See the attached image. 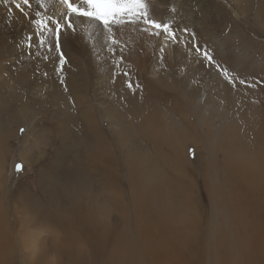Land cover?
I'll return each instance as SVG.
<instances>
[{
    "label": "bare ground",
    "instance_id": "obj_1",
    "mask_svg": "<svg viewBox=\"0 0 264 264\" xmlns=\"http://www.w3.org/2000/svg\"><path fill=\"white\" fill-rule=\"evenodd\" d=\"M47 1H50L51 17L59 19L61 24L65 25L60 34V46L66 63L63 66L60 64V53L55 47L54 25L50 22L49 28L53 30L49 32V62L37 63L39 70L46 75L40 79L39 75L27 70L22 74V79L31 92L39 88L46 91L49 89L52 106L59 104L53 112L61 116L65 112L72 116L71 104L75 107L81 106L85 102L83 97L93 92L91 100L88 98L92 104L89 111L81 113L85 116L84 119L81 117L80 122L85 123H81L80 132H76L82 151L74 148V143L67 145L66 129L61 128L58 121L60 130L57 137L61 146L58 152L63 154L67 146L71 149L72 156H69L75 159L74 164L79 165V170L83 173L81 175L90 177L92 184L94 183L93 187L98 194L101 193L102 200L96 205L93 204L95 208L81 205L83 216L80 218L79 204L78 207H71L73 210L60 201L55 206L53 197L49 190L43 187V183L38 188L39 196L44 195L42 202L30 193L19 196L17 200L12 196L11 199L15 202H9L10 215L15 220L21 234L18 236L21 238L17 244H12L15 240L10 241L12 234L6 228L8 217H5L7 214L3 207L2 211L0 210V264H53L50 259L52 253L59 259L55 264H204L210 258L206 253L209 247L218 249L219 261L222 264H228L231 259L236 264H264V132L256 131L255 139L252 134L253 138L251 137L249 143L250 147L257 148L259 160L254 157L253 161L248 152L244 156H237L238 151L235 153L234 149L238 148L239 142L236 141L240 140H235L236 146L226 144L223 149L221 167L225 177L229 179L228 184L231 180L234 184L227 199L223 203H215L214 207H218L220 214L231 218V227L225 222V218H222L219 229L212 231L207 220L209 215L204 218L197 215V206L191 198V181L186 178V174H181V171L187 169V147L198 148L192 134L193 129L198 128L203 134L204 131L211 133V124L214 121L226 120L230 116L227 106L232 96L228 85L223 81L225 78L218 74L216 78H221L218 83L212 69L214 63H209L204 58V49L210 55H219L222 60L226 57L224 40L218 37L215 46L212 42L216 28L213 16L217 0H201L198 9L192 10L184 8L185 0L147 2L152 19L171 25L176 35L183 37L182 43L174 46L168 44L166 47L163 37L158 38L151 34L154 29L145 31L149 26L143 24L142 20L128 23L127 17L125 23L112 25V32L109 33L97 21L73 16V31L67 28L60 16L62 6L57 0ZM234 1V9H238L241 0ZM222 2L226 4V1ZM186 10L189 11L185 13ZM19 13L17 12L18 15ZM215 19L218 24L222 22L218 14ZM130 27H133L134 34V40L131 42L124 31ZM23 28L29 31L32 26L26 25ZM113 39L115 44L112 43ZM104 40H109L113 45L109 47L107 43L103 44ZM139 43L142 57L128 52L130 47ZM197 46L202 47L199 53L195 51ZM117 62L120 71L118 76L115 72ZM79 65L82 67L78 68ZM125 71L127 76L123 75ZM80 73L84 74L83 80ZM129 83L133 85L132 88L128 87ZM64 89L68 90L65 92ZM75 89L81 93L83 102L78 99L80 95L75 100L66 96L70 91L75 92ZM177 99L179 110L175 112L174 102ZM142 104L145 106L140 108L139 105ZM136 107L140 111L134 112L135 114L127 110L129 108L136 111ZM148 108L160 113H147ZM96 114L109 125L110 132L107 136L114 139L113 142H107L108 137L101 132L97 124L91 125L96 121L95 118L98 119ZM180 114L185 117H180ZM155 115H158L157 118ZM139 118H144V122L139 124H147V128L145 127L144 131L142 126L141 136L134 138L130 124L133 119L137 121ZM158 119L172 121L174 132L178 130V122L184 130V138L180 137L175 143L172 137L167 140L166 146L173 151L172 161L159 155L156 142L161 141V136L158 135L156 126L149 128L150 122L154 123ZM88 122L90 123L86 126ZM123 141L127 145L120 143ZM108 148L112 154L108 152ZM116 148H119L121 153L125 151L126 155L115 156ZM218 149L221 151L219 144ZM63 157L58 155L57 158ZM118 160L121 161L128 185V204L121 196L122 188L120 190L119 182L122 180L115 174ZM64 165L63 162L60 167L64 168ZM167 167L171 168L176 176L168 177ZM245 169L250 172L246 173ZM208 198L210 199L209 196ZM57 209L71 215L54 216L53 213ZM100 211H103L104 217H100ZM71 222L76 224L75 230L69 226ZM53 227L60 228L58 231L63 233V236L59 234L60 245L56 241L49 244L47 236L41 234L44 232L48 235ZM127 231L131 233L134 244L137 241L135 247L129 246ZM242 233L251 240V246H246L244 240L234 243L230 241L232 237L239 239ZM119 240V257L114 260L111 254L114 252L116 241ZM25 253L28 257L26 263L20 258L24 257ZM139 255L144 256L145 262Z\"/></svg>",
    "mask_w": 264,
    "mask_h": 264
},
{
    "label": "rangeland",
    "instance_id": "obj_2",
    "mask_svg": "<svg viewBox=\"0 0 264 264\" xmlns=\"http://www.w3.org/2000/svg\"><path fill=\"white\" fill-rule=\"evenodd\" d=\"M149 1L150 0H146V2ZM224 1H226L225 3L227 5L223 4L222 0L215 1L217 5L214 9L213 20L216 28L213 33L214 39L212 42L215 46V40L218 37L224 40L226 46L224 55L226 57L222 60V57L217 54H208L212 56L214 60L212 69L215 71L214 78L216 81L219 83L221 78H224L221 73L224 69H227L229 75L234 78L236 83V87H233L227 80L223 79L226 86L228 85L229 88H227L232 96L230 97L231 100L229 98L227 106L229 108L230 116L228 119L226 118V120L214 121L215 123L213 122L211 124V133H207L203 130V134L200 129H193L192 134L197 142L196 145L198 148L187 147L185 153L187 169L186 171H181V174H186V178L191 181L189 185L191 189V198L193 203L197 206V215L202 216V218L206 217L207 214L209 215L207 220L210 223L212 231L219 229L222 218H225V222L229 224V227L233 225L229 216L220 214L218 212V207H214L215 203H223L227 199L231 192V187L234 184L232 180L231 183L228 184L229 179L225 177L221 167L223 149L226 148V144L236 146L235 143L239 142L237 144L238 148L234 149L235 153L238 151L237 156L239 154L244 156L248 152L254 161V157L255 159L259 158V152L255 146H249L250 140L254 137L256 131L260 130L262 133L264 132V0H241L240 8L237 6L238 9H234V0ZM41 3L45 4L46 7H41ZM200 3L201 0H185L184 8L189 10L194 8L198 9ZM30 4L31 7L26 8L28 15H24L15 8L12 0H0V210L2 211V208H5L7 214L5 217H8L6 228L12 234L10 241L15 240V242L11 241L12 244L16 242L20 243L18 239L21 238L18 236L21 234L18 232L15 220H13L10 215V203L15 202L12 201V196L16 197L17 200L19 196L23 197L25 193H30L38 197V201L42 202L44 200V195L39 196L38 192H40V190L38 188L39 185L43 183V187L45 186L46 189L49 190V194L53 197L55 206L58 204V201L64 206H68V208L79 204L80 208L78 210V216L80 218L83 216L82 206L84 204L95 208L94 205L102 200L100 198L101 193L98 194L97 190L93 187L94 183L92 184L90 177L81 175L83 173L80 172L79 165L76 163L74 164L75 159L69 156L72 153L71 149H68L69 144L71 143L73 145L74 143V148L81 150V145L78 142L79 138L76 132H80L81 123H85L80 122L81 117L84 119L85 116V114L81 115V113L89 111V106L92 104L88 98L91 100L90 96L93 95V92L90 91L91 93L89 95L87 93V96L83 97L85 103L81 99V93H78L76 90L77 88L75 89V92L70 91L66 96L75 100V98L77 99L78 95H80V98L78 97V99L80 102H83V104L78 107L71 104L72 116L67 112L61 116L60 114H55V112H53V109H57L59 104L56 103L58 106L55 104V106H52L53 100L49 98V89L46 91V89L42 90L39 88L36 91L31 92L23 82L22 74L27 70L39 75L40 79L45 77L46 74H42L45 72L39 70L37 63L44 62L47 64L49 62L47 60V55L49 51V39H51L49 34L50 31L46 28H41L40 25L37 24V21L45 20L48 24V28L50 27V21H47V17H51L49 7L50 1L30 0ZM10 9L11 11H9ZM189 10L184 12L186 13ZM17 12H20L19 15ZM37 13L40 15H37ZM217 14L221 16V25L215 21ZM26 25H29V27L32 26V29L29 31L25 30L23 27ZM132 28L133 27L124 29L129 37V42L134 40ZM42 39L44 41L43 44H41ZM102 43H107V46L109 47L113 45L109 40H104ZM204 50L207 51L206 49ZM128 52L135 56L140 55L139 57H142L140 43L130 47ZM34 54L38 55L33 56ZM80 67H82V65L78 66V68ZM115 72L117 76L120 74L117 67ZM218 74L221 76L219 80L216 78ZM80 75L83 80L84 74L80 73ZM240 79L245 80L248 84H255L256 87L250 88L246 85H240ZM15 83L16 85L14 86ZM11 87L14 89L12 90ZM176 87L177 89L179 88V86ZM65 90L67 91L68 89H64V91ZM79 92H81V90ZM178 99L174 102L175 112L179 110ZM143 106L145 105H139L140 108ZM151 109L148 108L147 113L156 111ZM127 110L132 114L140 111L139 109L137 110V107L136 111L129 108ZM156 112V114L160 113V111ZM178 114L179 113H177V115ZM73 116L75 117L74 119ZM97 116L98 119L95 118L96 121L92 122L91 125L97 124L101 132L108 137L107 142H113L114 139L107 136L108 132H110L108 131L109 125L100 119V115L96 114V117ZM157 116L158 115H155L156 118ZM180 117L185 116H181L180 114ZM17 120L21 121V123ZM58 121L60 127L66 129L67 134L65 142L68 146L65 148V150H67L62 152L63 154L58 152L61 147L59 146L60 144L57 137V132L60 130L57 123ZM132 121L130 127L133 130L134 138L136 136H141L140 133L142 131V126L145 131L147 124L143 125L141 123L139 124V122H144V118H139L137 121L133 119ZM233 121L235 122L233 123ZM89 123L90 122L86 123V126ZM75 124L76 126H74ZM171 124L172 121L161 119H158V121H155L154 123L150 122L149 124V128L152 126L154 128L157 127L159 131L158 135L161 136V141L156 142L159 149L158 153L168 161L173 160V151L171 152L170 148L166 146L168 145V138L172 137L171 139H173L175 143L180 137H185L184 130H182L179 122L176 125L178 128L176 132H174V127H172L173 124L172 126ZM21 128L25 130L23 133L20 132ZM255 137L253 139H255ZM153 139L154 141L156 140L155 138ZM235 140L240 141L235 142ZM120 143H122L123 146H125V144L127 145L125 141ZM122 144L120 146H122ZM218 144L221 151H219V149L217 150ZM107 150L112 154V152L109 151V148ZM124 152L125 151L121 153L119 152V148H116L115 156H118L119 154L125 156L126 153ZM58 155L64 156L63 159H58ZM119 160L117 161L115 174L119 177L120 181L122 180V183L119 182V188L120 190L122 188L121 196L124 198V202L128 204V185L124 178L121 161ZM85 161L87 160L85 159ZM63 162L65 163L64 168L60 167ZM18 163L23 165V171L19 174L15 172V166ZM79 164L81 165L82 163ZM245 171L246 173L250 172L249 169H245ZM167 175L170 178H172L173 175L176 176L171 168L168 169ZM170 178L169 180H171ZM71 209L73 210V208ZM69 214L70 213L65 214L60 209L55 210L53 213L54 216L61 217L69 216ZM100 217H104L103 211H100ZM69 226L74 230L76 228V224L73 222H71ZM58 230L60 231L61 229L53 227L48 235L44 232H41V234L47 236L49 244L51 241L59 242V234L63 236V233ZM127 232L129 246L134 245L135 247L137 241L134 244L131 233L129 231ZM25 235L28 236L27 234ZM212 236L213 235H211V238ZM209 238L210 237H208V239ZM237 240H244L246 246L252 245L251 240L248 239V237H244V234L239 239L236 237L230 238V241L233 243ZM116 243L113 248L114 252L111 254V258L114 260L119 257L118 248L120 240L116 241ZM58 245H60V242ZM20 251L21 247L18 249V252ZM206 253L210 258H208L205 263L203 262L204 264H222V262L219 261L217 248L209 247ZM52 255L53 258L50 256V259L52 260V263L54 262L53 264H55L59 259L55 253H52ZM139 257L144 261L145 258L143 255H139ZM20 258L23 259L24 263H26L28 259L26 253L24 254V257L22 256ZM16 264L21 263L19 262ZM228 264L236 263L231 259L228 260Z\"/></svg>",
    "mask_w": 264,
    "mask_h": 264
},
{
    "label": "snow or ice",
    "instance_id": "obj_3",
    "mask_svg": "<svg viewBox=\"0 0 264 264\" xmlns=\"http://www.w3.org/2000/svg\"><path fill=\"white\" fill-rule=\"evenodd\" d=\"M58 4L62 6V10L60 12V16L65 21L68 29L75 30L73 28V24L71 22V17H86L89 20L97 21L104 26V28L111 33L112 25H121L125 23V18L127 17L128 23H135L137 20H142L143 24L149 26L145 28V31H149V29H154L151 34L156 37H163L165 41V47L168 44L176 45L178 43L183 42V37H178L176 35L175 29L172 28L169 24H161L157 22L155 19H152L149 15L148 3L146 0H57ZM15 8L19 10L22 14L28 15L26 8H30V0H12ZM41 7H46L45 4L41 3ZM11 11V9L9 10ZM37 15H40L37 13ZM47 21H50L54 25V31L56 35V51L60 53L59 60L61 66L66 63L65 56L61 51L60 46V34L62 29L65 27L64 24H61L59 19H53V17H47ZM37 24L40 25L41 28H46L48 31H52L53 29L48 28V24L45 20L37 21ZM186 32V30H185ZM43 39L41 40V44H43ZM112 43L115 44L116 41L113 39ZM51 50V49H50ZM111 51V49H109ZM164 51V48H161V52ZM195 51L199 53L201 49L197 46ZM204 58L209 61V63H214L213 57L208 54L207 51L204 52ZM119 67V62H117V68ZM218 67V66H217ZM62 70V68H61ZM225 80L228 81L233 87H236V83L234 78L231 77L227 71L224 69L221 73ZM124 76H127L128 73H123ZM63 83V79L61 80ZM240 85H246L247 87L254 88L255 84H248L245 80H239ZM129 88H132L133 85L131 83L128 84ZM138 87V86H137ZM25 130L23 128L20 129V132L23 133ZM23 171V165L16 164L15 172L17 174Z\"/></svg>",
    "mask_w": 264,
    "mask_h": 264
}]
</instances>
